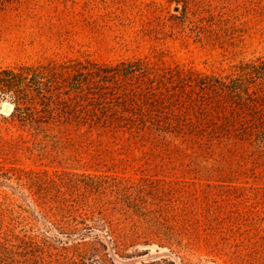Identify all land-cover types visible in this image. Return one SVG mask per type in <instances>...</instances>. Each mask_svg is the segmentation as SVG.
I'll use <instances>...</instances> for the list:
<instances>
[{"label": "rangeland", "instance_id": "rangeland-1", "mask_svg": "<svg viewBox=\"0 0 264 264\" xmlns=\"http://www.w3.org/2000/svg\"><path fill=\"white\" fill-rule=\"evenodd\" d=\"M19 1L0 10V67L142 58L160 68L220 73L264 54V0H186L194 13L186 28L176 0ZM194 24L200 37L189 30ZM12 110L2 102L0 120ZM0 166L103 176L102 194L76 197L124 226L126 209L105 201L130 193L160 210L179 234L174 245L115 248L102 237L105 247H75L74 237L48 228L42 216L55 222L58 205L34 197V204L18 202L26 209L21 215L0 204V264H264V142L71 126L34 134L8 125L0 129Z\"/></svg>", "mask_w": 264, "mask_h": 264}, {"label": "trees", "instance_id": "trees-1", "mask_svg": "<svg viewBox=\"0 0 264 264\" xmlns=\"http://www.w3.org/2000/svg\"><path fill=\"white\" fill-rule=\"evenodd\" d=\"M176 2L183 4L180 22L186 28L185 22L190 23L194 13L188 1ZM19 3L0 0V10ZM192 26L190 32L200 37L201 27ZM2 102L13 106L8 118L0 120V129L5 130L12 125L38 134L44 127L71 126L89 131L183 134L206 141L236 137L263 143L264 54L240 60L220 73L160 68L142 58L114 64H98L85 57L46 58L0 67ZM232 114L240 121L230 118ZM102 183H107L106 178L99 175L49 174L0 166V187L9 189L0 195V204L19 215L26 209L18 202L57 204L55 222L47 214L42 216L48 228L66 238L74 237L75 247H105L102 237L115 248L154 241L159 246L178 243V232L160 210L150 209L146 201L137 203L130 193L115 192L105 201L126 209L128 222L124 226L113 214L105 215L101 207L76 197L77 191L102 194Z\"/></svg>", "mask_w": 264, "mask_h": 264}]
</instances>
